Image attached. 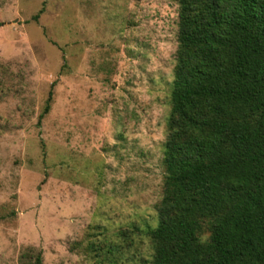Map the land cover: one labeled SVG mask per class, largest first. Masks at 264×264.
<instances>
[{
    "label": "rangeland",
    "instance_id": "rangeland-1",
    "mask_svg": "<svg viewBox=\"0 0 264 264\" xmlns=\"http://www.w3.org/2000/svg\"><path fill=\"white\" fill-rule=\"evenodd\" d=\"M176 22V0H0V264H150Z\"/></svg>",
    "mask_w": 264,
    "mask_h": 264
},
{
    "label": "trees",
    "instance_id": "trees-1",
    "mask_svg": "<svg viewBox=\"0 0 264 264\" xmlns=\"http://www.w3.org/2000/svg\"><path fill=\"white\" fill-rule=\"evenodd\" d=\"M176 5L150 264H264V0Z\"/></svg>",
    "mask_w": 264,
    "mask_h": 264
}]
</instances>
